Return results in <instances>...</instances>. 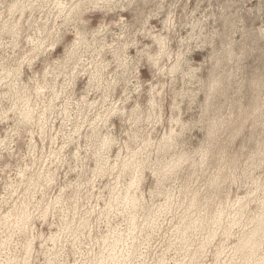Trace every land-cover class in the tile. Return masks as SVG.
Masks as SVG:
<instances>
[{"label":"clouds","instance_id":"9594fccd","mask_svg":"<svg viewBox=\"0 0 264 264\" xmlns=\"http://www.w3.org/2000/svg\"><path fill=\"white\" fill-rule=\"evenodd\" d=\"M0 264H264V0H0Z\"/></svg>","mask_w":264,"mask_h":264}]
</instances>
